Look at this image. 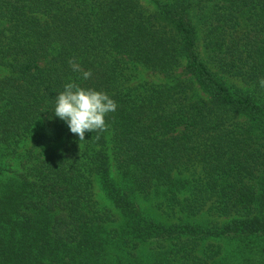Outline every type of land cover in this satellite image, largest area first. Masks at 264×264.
<instances>
[{"label":"trees","instance_id":"obj_1","mask_svg":"<svg viewBox=\"0 0 264 264\" xmlns=\"http://www.w3.org/2000/svg\"><path fill=\"white\" fill-rule=\"evenodd\" d=\"M0 68V264H264V0H0Z\"/></svg>","mask_w":264,"mask_h":264},{"label":"clouds","instance_id":"obj_2","mask_svg":"<svg viewBox=\"0 0 264 264\" xmlns=\"http://www.w3.org/2000/svg\"><path fill=\"white\" fill-rule=\"evenodd\" d=\"M69 64L74 72L82 74V79L91 77V71H83L74 59L70 60ZM259 83L264 87V79ZM116 108L115 100L107 92L85 88L75 81H70L55 96L52 112L67 124L71 133L84 140L86 132L106 130L105 117Z\"/></svg>","mask_w":264,"mask_h":264},{"label":"rangeland","instance_id":"obj_3","mask_svg":"<svg viewBox=\"0 0 264 264\" xmlns=\"http://www.w3.org/2000/svg\"><path fill=\"white\" fill-rule=\"evenodd\" d=\"M4 73H6L5 69L0 68V75H3ZM144 77H149V75L147 74V72H143ZM153 79V77H151Z\"/></svg>","mask_w":264,"mask_h":264}]
</instances>
